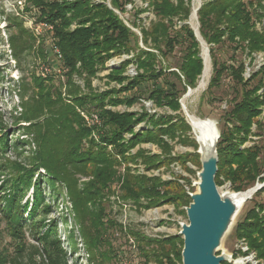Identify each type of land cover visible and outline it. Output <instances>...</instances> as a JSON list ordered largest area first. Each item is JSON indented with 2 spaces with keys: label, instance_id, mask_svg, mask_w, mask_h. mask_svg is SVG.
Segmentation results:
<instances>
[{
  "label": "rangeland",
  "instance_id": "rangeland-1",
  "mask_svg": "<svg viewBox=\"0 0 264 264\" xmlns=\"http://www.w3.org/2000/svg\"><path fill=\"white\" fill-rule=\"evenodd\" d=\"M89 1L93 6L103 2ZM199 1L203 4L206 0ZM36 2L40 0H0V264H144L136 239L157 240L179 235L181 224L188 223L187 214L182 213L185 207L177 209L176 205L168 202L147 208L144 205L151 203L148 199H141L138 205L126 199V192L122 191L126 180L123 175L156 177L163 182L181 179L184 190L192 188V193L197 192L200 167L196 156V135L187 112L198 119L210 118L217 122L220 131V117L230 110L234 98L228 89L230 78L224 76L223 88L214 91V96L222 97L224 102L208 103L213 76L209 54L211 74L207 87L197 91L204 65L194 86L184 85L185 90L181 88L178 100L172 101V105L178 102V110L173 106H160L147 98L128 108L122 100L128 95L125 90L129 81L120 83L109 76L124 61L136 60L135 48L159 55L142 41L143 31L158 21L149 3L135 0L126 6L123 14L115 10L137 38L134 49L112 58L93 79L87 80L84 74H71L64 64L57 53L54 26L42 19ZM111 2L105 1L112 9ZM194 7L192 0V14ZM191 16L183 23L176 21V28L189 23L190 28L194 25L199 27L198 21ZM75 27L76 24L71 29ZM258 28H264V20ZM260 55L254 54L255 61L251 63L242 51L224 48L218 53L221 62L227 66L244 62L245 79L258 70L262 60ZM180 57L181 52L177 48L171 61H161L164 65L171 63L168 72L177 73L185 83L178 64ZM200 57H204L202 46ZM164 65L157 64L156 69ZM131 66L138 72L137 66L131 64L124 75L134 79L136 76H129ZM104 94H112V98L118 101L115 107L105 103L107 110L148 115L146 121L135 126L133 134L154 131L149 118L167 119L166 123L170 122L171 128L181 119L192 130L181 127V131L172 132L170 138L165 136L162 140L168 143V148L163 144L143 143L119 156L112 147L99 145L96 129L88 128L93 131L89 134L87 129L76 126H93L88 119L91 120L90 115L96 111L82 106V102ZM251 132L244 148L258 146V160L264 168V113L253 123ZM133 134L124 136L125 144H130ZM140 152L143 154L138 156ZM107 158V161H100ZM176 158H179L178 162H171ZM99 165L103 170L98 168ZM109 169H113L115 175L112 178L115 176L116 179L106 187L107 175L104 173ZM238 170L239 164L224 166V173ZM121 176V181H118ZM260 178L256 184H264V173ZM221 181L218 186L220 192H234L231 180L221 177ZM257 204L264 205V191L247 201L236 218L235 226ZM257 212L259 218L264 219V211L260 213L257 208ZM97 221L105 224L104 230L113 226L104 235V240L111 242L112 249L107 243H100ZM234 228L227 235L220 254L226 252L234 255V260L243 259L244 264H254L244 260L247 254L253 253V262L264 264L259 252L251 250L246 239L235 236ZM246 246L249 253L244 255L242 247ZM174 263L180 264L178 260ZM150 264L166 263L158 257L153 258Z\"/></svg>",
  "mask_w": 264,
  "mask_h": 264
},
{
  "label": "trees",
  "instance_id": "trees-1",
  "mask_svg": "<svg viewBox=\"0 0 264 264\" xmlns=\"http://www.w3.org/2000/svg\"><path fill=\"white\" fill-rule=\"evenodd\" d=\"M101 1L103 2L98 6H93L89 0H40L35 3L41 10L42 19L54 26L56 47L70 73L84 74L87 80L93 79L112 58L132 51L137 39L115 12L118 10L123 14L126 6L132 4L134 0H112V9L107 6L106 0ZM146 2L153 8L158 21L152 24L149 30L143 31L142 41L145 45L152 46L159 55L140 47L135 48L133 51L137 52L136 60L124 61L119 68L113 69L109 77L120 83L129 81L125 90L128 95L122 100V104L128 108L147 98L160 106L170 108L173 106L175 110H178V102L172 105V101L178 100L181 88L185 90L184 85L194 86L196 78L200 76L204 67V61L200 57L201 45L194 31L188 24L181 26L180 29H177L175 24L176 21L183 23L189 20L192 14V0H146ZM198 18L200 34L210 48L213 66V76L209 86V92L210 90L212 92L208 103L224 102L225 99L222 97L214 96V91L223 88V79L226 75L230 78L228 89L234 97L232 107L225 111L219 120L220 139L217 147L219 171L216 183L220 186L221 177H226L232 181L233 191H247L255 187L258 178L264 173V168L258 160L260 152L258 146L244 148L249 134L252 133L253 123L264 113V64L259 70L253 72L249 79H245L244 62L227 66L221 62L218 53L224 48L242 51L251 59V63L255 61L254 54L264 53V28L258 29V24L264 20V4L262 0H208L198 11ZM74 24H76L75 29H71ZM177 48L181 52V63L179 60L178 64L185 77V83L177 73L168 72L171 63L167 65L162 63V61L167 62L168 59L171 61L172 54ZM131 64L138 68V75L134 79L124 75ZM157 64L164 66L156 69ZM261 91H263L262 95L259 94ZM112 97V94H104L92 96L90 100L84 99L82 106L95 110L96 112H93L90 117L97 115L100 123L87 128L82 127L81 124L76 126L87 129L89 134L93 132L91 129H96L99 134V145L102 148L112 147L113 152H117L119 156H124L129 149H134L143 143L163 144L168 148V143L162 140L165 136L170 138L172 132L175 134L181 131V127L192 130L181 119L171 128L170 122L166 123L167 119L149 118V124L155 128L154 131L133 134L135 126L144 122L148 115L116 113L107 110L105 103L113 104L114 107L118 105V101ZM107 99H111L110 102H106ZM156 127H158L157 131ZM131 133L133 138L130 144H125L124 136ZM195 147L197 151V143ZM141 154L143 152H140L138 156ZM196 156L201 169L200 156L197 152ZM149 159L152 160V158ZM178 159H172L171 162L173 160L178 162ZM235 164H239L238 171L224 173V166ZM99 167L103 170L101 165ZM106 175V187H108L110 181L116 178L115 176L112 178L115 175L113 169L105 170L104 176ZM123 177L126 179L122 184L124 186L122 191L126 192L124 197L131 199L136 205L141 199H148L151 203L144 207L148 208L160 203L163 205L168 202L180 209L188 207L192 202L189 195L192 188L189 192L187 189L184 190L180 183L181 179L163 182L156 177H132L126 174ZM120 179L122 176L117 178L118 181H121ZM259 180L261 181L262 178ZM102 183L105 182L102 181ZM181 190L184 191L183 194L179 193ZM262 191L264 189L259 190L255 196ZM257 205L256 208L248 210L245 218L235 226L233 233L240 239H246L251 250L259 252V257L264 259V219L259 218L260 214L257 212V208L260 209V213L264 211V205ZM182 213L186 214L185 210ZM104 225L100 221L96 223V230L101 235L99 240L100 243H107L109 249H112L111 242L104 240V235L113 226L110 225L104 230ZM134 236L137 235L134 234ZM136 241L139 245L137 248L143 255L144 264H150L153 258L158 257L162 258L163 263L166 264H175V260L182 264L184 241L179 235L157 240L138 237Z\"/></svg>",
  "mask_w": 264,
  "mask_h": 264
},
{
  "label": "water",
  "instance_id": "water-1",
  "mask_svg": "<svg viewBox=\"0 0 264 264\" xmlns=\"http://www.w3.org/2000/svg\"><path fill=\"white\" fill-rule=\"evenodd\" d=\"M200 8L196 11L198 23ZM199 27H192L191 29L194 31L195 37L203 50L207 48L208 54H210L208 45L200 34ZM203 59L205 65L206 60L204 57ZM199 120L211 124L213 137L215 138L210 139L204 135L198 136L192 127L196 135L197 154L200 156L201 169L197 173V192L189 193L192 202L185 208L188 223L181 224L179 233L184 241L182 264H244L243 259L234 260V255L226 252L220 254V251L227 235L233 230L236 218L241 210L248 200L253 199L259 190L264 189V184L257 183L255 187L243 192H220L216 183L219 171L217 147L220 131L217 128V122L212 121L210 118ZM214 139V144L208 147ZM206 147L208 148L206 149ZM249 192L253 193L242 203L234 201V196L245 195Z\"/></svg>",
  "mask_w": 264,
  "mask_h": 264
},
{
  "label": "bare ground",
  "instance_id": "bare-ground-1",
  "mask_svg": "<svg viewBox=\"0 0 264 264\" xmlns=\"http://www.w3.org/2000/svg\"><path fill=\"white\" fill-rule=\"evenodd\" d=\"M199 4H200V1L195 0L194 12L192 14L193 15L192 18L194 21L197 20L196 11H197V8L199 7ZM194 27L197 28V25H194ZM204 58L206 60L205 69H204V72H203V75H202V78H201V81L199 83L197 91H203L207 87V84H208L209 78H210V74H211V64H210V59H209V54H208L207 48H204ZM187 117H188L190 124L192 125V127L194 129V132L198 136L204 135L205 137H208L210 139L215 138V137H213V129H212L210 123L200 121L195 115L190 114L189 112H187ZM214 142H215V139L212 143H210V145L208 147L212 146L214 144ZM208 147H206V149ZM252 193L253 192H249L245 195L234 196L233 197L234 201L237 203H242L245 199L249 198Z\"/></svg>",
  "mask_w": 264,
  "mask_h": 264
},
{
  "label": "built area",
  "instance_id": "built-area-1",
  "mask_svg": "<svg viewBox=\"0 0 264 264\" xmlns=\"http://www.w3.org/2000/svg\"><path fill=\"white\" fill-rule=\"evenodd\" d=\"M206 1H208V0H206ZM205 1V2H206ZM134 2H135V0H134ZM195 2V0H193V3ZM202 3L200 2V4H199V7L198 8H200V7H202ZM197 8V9H198ZM201 9V8H200ZM193 11H194V9H193ZM259 29V28H258ZM259 30H261V29H259ZM58 54H60V52L58 51L57 52ZM261 63H260V66L258 67V70L262 67V65L264 64V53H261ZM259 56V57H260ZM129 72H130V74L131 75H129V76H131V77H135V76H137L138 75V72L135 70V68H133V66H131L130 68H129V70H128ZM249 74V73H248ZM251 76V75H250ZM250 78V77H249ZM249 78H247V79H249ZM88 123L90 124V125H96V124H99L100 123V119H99V117L97 116V115H94L93 117H92V119L91 120H89L88 119ZM188 189V192L190 191L189 190V188H187ZM242 249H243V251L245 252V253H243L244 255L246 254V253H249V248L246 246V248H243L242 247ZM253 253H250V254H247L246 256H245V258H244V260L246 261V262H248V263H254V264H256L255 262H253V261H255L254 260V255H252Z\"/></svg>",
  "mask_w": 264,
  "mask_h": 264
}]
</instances>
